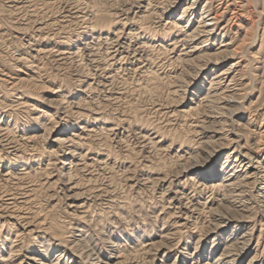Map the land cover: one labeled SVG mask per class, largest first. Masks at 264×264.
I'll use <instances>...</instances> for the list:
<instances>
[{"label": "rangeland", "instance_id": "obj_1", "mask_svg": "<svg viewBox=\"0 0 264 264\" xmlns=\"http://www.w3.org/2000/svg\"><path fill=\"white\" fill-rule=\"evenodd\" d=\"M240 1L245 4L241 8L243 12L240 9ZM156 2L157 0H154L152 4ZM120 3L116 0H0V124L8 127L6 135L16 145L23 146L20 147L22 150L19 156L28 158L37 154L35 156L37 161L28 160L29 164L26 167L28 174L18 179L0 180V203L6 198L5 194L25 191L29 187L32 190L28 192L27 203L17 205L14 211H21L33 220L37 219L43 223L53 222L58 226L61 225L59 229H64L67 220L72 222L70 226L75 221L82 225L86 224L85 230L90 234V238L97 241L100 238L97 229L104 226L110 231L111 238L117 241L116 248L118 251L121 250L126 259L123 264H163L155 258L154 252L155 247L162 244L160 236L166 233L163 232L164 230L172 228L176 229L177 233L173 239L170 238L168 241L165 239L163 244L168 246L178 243L180 246H186L188 252H191L196 244L198 250H201L204 241L196 242V239L202 237L203 231L212 223L211 217L205 216L208 214L207 210L201 211L200 208L195 209L194 213L183 215L184 218L186 217L183 225H175L178 224L176 220L180 217H175V209L169 207L165 193L160 190L158 182L155 179H150L148 182L139 180L142 172L149 173L152 177H155L156 173H163L169 178L176 171L175 168L178 170L181 166L179 165L181 160L177 158L178 154H181L191 141L194 143L197 140L198 127L196 128L194 123L202 120L205 111L196 106L192 113H182L178 112L176 107L180 102L187 104L191 97L190 88L184 86V75L187 72L180 73L178 83L175 82L172 76L181 72L179 63L169 64L170 54L167 56L159 51L158 57L162 64L155 67L156 77L147 76L146 72L132 71L127 62L119 60L113 68V78L105 81L104 70L100 67L95 68L94 62L87 59L83 49H79L80 53H76L75 56L69 53L68 56L61 54L66 49V52L71 51L69 44L72 40L79 42L89 36L84 33L89 21L105 22L109 17L107 10L113 6L114 9L120 7ZM202 3L199 1L196 6L197 11L202 7ZM211 8L223 14L222 25H225V35L214 36L207 50L214 54L213 58H220L227 53L224 49L228 47L231 56L228 61L235 63L231 73L232 86L235 89L233 96L243 106L230 109L244 116V119L240 120L242 124H234L233 131L240 132L244 136L242 144L245 142L251 145L255 141L264 143V0H229L227 3L225 0H215ZM73 9L80 10V13H74ZM179 12L178 10L175 15L177 16ZM88 17L92 19L89 20ZM38 25L41 29H37ZM89 40L96 41L94 44L96 48L97 40L90 38ZM227 41H230V44L219 46ZM28 46L38 51H31ZM101 53L99 49L97 59H103ZM80 75L87 76L89 88L83 90L86 84H80ZM151 76L153 79L149 78ZM174 84L181 86L174 91L176 86ZM215 107L212 105V110L214 112L218 110L216 113L222 114V110ZM72 110L85 112L87 119L92 118L91 111L94 110L108 121L114 122L117 131L122 132L123 142L120 144L115 143V139L108 134H97L99 140L86 138L89 149L94 150L100 146L105 148L103 152L109 154L110 167L101 169L100 172L92 171V176L86 171L84 175L80 171H72L70 175L63 176L57 169V164H48L51 167L46 165L50 155L48 152L56 149L51 143V132L67 120L73 121L74 117L70 115ZM36 116L39 121L34 119ZM39 122L43 124L40 125ZM139 126L154 127L153 129L158 131L157 139H162V147L159 151L151 147L146 149L140 147L134 137L135 128ZM27 136L31 137L27 138ZM259 154L264 156V147ZM9 157L10 155L7 156L0 145V174L7 165L20 166L21 163H15ZM127 176L131 177L132 181L135 179L133 185L127 184L130 183L127 181ZM69 179L76 181L80 188L84 187L81 190L87 191L90 194L89 198L94 194L101 198V200L95 198L94 203H90L91 208L89 207V214L92 219L95 218L102 223L100 226L93 227L85 219H70L73 216L68 214L66 207L68 200L64 190L65 182ZM249 196L227 197L226 214L231 215L240 202L247 199L251 201ZM220 197V193L216 191L212 193L205 191L198 199L203 202L207 198L209 205L217 208L218 203L224 201ZM160 198H165V201ZM255 208L249 211L250 227L252 222L255 223L258 219ZM255 226L258 230L259 225L255 224ZM6 228L3 226L0 233L5 234ZM11 234L8 235V240L13 238L14 234ZM23 236L20 239L21 247L17 248L14 259L16 261L22 259L21 264H31L29 258L37 252L38 247L30 237ZM261 236L264 238V228L261 230ZM256 238L257 232L254 234L251 247L256 243ZM9 242L11 240L5 244ZM149 242L150 245L147 244ZM26 246L31 247L25 248ZM259 247L264 257V239H261ZM2 252L3 250L0 254ZM172 252L167 258V264L175 258L176 254ZM181 259L182 256L178 255V260ZM185 264H190V260L186 259Z\"/></svg>", "mask_w": 264, "mask_h": 264}, {"label": "bare ground", "instance_id": "obj_2", "mask_svg": "<svg viewBox=\"0 0 264 264\" xmlns=\"http://www.w3.org/2000/svg\"><path fill=\"white\" fill-rule=\"evenodd\" d=\"M116 1H120L122 4L120 3V7L117 6L118 8L114 9L113 6L107 10L109 17L105 22H94L93 20L90 22L91 17H88L89 25H86L84 33L89 36L79 42L72 40L69 44L71 45L69 47L71 51L66 52V49L65 52H61L62 56H68V53L75 56L76 53H80L78 52L79 49H83L87 59L94 62L95 68L100 67L103 69L105 81H109L113 78V68L119 60H121L120 62L122 60L127 62L129 69L132 71L146 72L148 73L147 76H155L157 75L155 73L157 68L155 67L162 64L158 57L159 51L167 56L170 54L169 64L170 62L179 63L181 68V72L174 73L172 77L178 83L180 73L187 72L184 75V86L185 88H190V91L189 89L188 91L191 96L187 104L180 102L176 106L178 108L177 111L192 113L197 107L205 111L203 116L200 114L202 120L200 119L194 123L196 128L198 127L196 129L197 140L194 143L191 141V144L189 143L190 145L185 149L181 147L183 149L182 153L178 154L177 157L181 160L179 161L181 166H178V170L175 168L176 171L169 178L163 173H156V176L152 177L149 173L142 172L139 175V180L148 182L150 179H155L158 182L160 190L165 193L169 207L175 209V217H180V219L176 220L178 224L175 225H183V220L186 218L183 215L194 213L195 209L199 210L201 208V211L203 209L207 210L209 215L205 216L211 217V226L203 231L202 237L196 239V242L197 240L198 242L204 241L201 250H198V245L196 244L195 249L191 252H188L186 246H180L178 243L168 246L163 244L165 239L167 241L170 238L173 239L177 233L176 229L172 228L164 230L163 232L166 233H162L160 236L162 244L158 245L157 248L155 247V258L163 264H167V258L173 251L176 255L169 264H185L186 259L190 260V264H242L243 261H245L243 264H264L263 251L259 247L261 239H264L261 236V230L264 228V156L259 154L264 147V143L255 141L251 145H247L245 142L242 144L241 141L244 136L240 132L233 131L235 128L234 124L240 125L242 124L240 120L244 119L242 113L230 110L231 107H236L237 109L238 106H242V103L233 96L235 89L232 86L233 76L231 73L235 63L228 61V58L231 57L228 53V47L224 49V52L226 51L227 53L220 58H213L212 55L214 54L209 53L207 50L209 42L214 36L225 35V25H222L223 14L218 13L217 10H212L211 5L215 0H157L153 4L154 0H140L139 4V0ZM199 1L203 3L202 7L197 11L196 6ZM225 1L226 3L229 2V0ZM244 5V2L240 1V9ZM90 10L93 11L92 9ZM178 10L180 12L176 16L175 13ZM241 11L243 12V9ZM73 12L80 13V10L78 11L77 9ZM37 29H41L40 25L37 26ZM89 38L97 40L96 48H94L96 41L92 42ZM228 44H230V41L219 46ZM28 47L31 51H38L34 47ZM99 49L102 51L100 55H103V57L101 56L103 59H97ZM80 76V84H86L83 90L88 86L90 87L87 76ZM149 78L153 79V76ZM178 86L180 87L181 85L174 86L173 90L176 91ZM212 105L222 110V114H219L220 112L216 113L218 110L215 108L217 111L214 112L211 108ZM97 113L94 110L91 111L93 116L91 119H87L85 112L72 110L70 115L74 117L73 121L67 120L58 129L52 130L51 143L55 145L56 149L53 152H48L50 155L48 156L47 154L48 162L46 165L57 164V169L63 176L70 175L72 171H80L83 173L82 175L86 171L88 175H91L92 171L100 172L101 169L110 167V162H108L109 154L103 152L105 148L98 146L94 150L89 149L86 138L91 137L93 140H99V138L97 139V134H108L115 139V143L120 144L123 142V137L121 138L122 132L117 131V126L114 122L108 121ZM34 119L39 121L38 116L34 117ZM42 124L40 123V125ZM153 128L136 127L134 137L141 148L151 147L159 151L162 147V139H157L159 136L158 131ZM7 132L8 127L0 124V145L7 156L10 155V159L15 163L21 164H19L20 166L18 165L19 167L10 165L3 167L0 174L1 181L22 178L28 174V171H26V167L29 164L28 160L37 161L35 158L37 154L28 158L19 156L22 150L20 147L23 146L19 147L16 145L6 135ZM30 137L27 136V138ZM21 138L25 139L26 137ZM48 166L46 169H48ZM127 178V181L130 182L127 184L133 185L132 182L135 179L132 181L131 177L127 176ZM64 186L65 197L68 200L66 204L68 214L71 217L73 216L70 219H85L93 227L96 225L100 226L102 223L95 218L92 219L89 214V207L95 198L99 200L101 198L97 197L96 194L93 195L94 192L92 193L94 197L91 195L94 199L89 198L90 194L83 189L81 190L84 187L80 188L74 180H67ZM31 190L28 187L25 191L9 192L4 195L6 198L0 203V229L3 226L8 228L5 229V234L0 233V251L3 250L4 252L0 254V264H21L22 259L16 261L15 255L17 254V248L21 247L22 241L20 239L24 237L23 235L30 237L32 242L38 247L37 252L29 258L32 262L31 264L124 263L126 259H124L121 250H117V241L111 238L110 231H107L104 226L97 229L98 233H100V238L97 241L90 238V234L85 230L86 224L82 225L75 221L70 226L72 222L70 223L67 220L64 229H59L61 225L58 226L53 222L43 223L42 221H37V219L33 220L32 217L22 214L23 212L21 211H14L17 205L27 203L28 192ZM205 191L220 193V199H224V201L218 203L217 208L211 207V204L209 205L210 202L206 201L207 198L205 201L200 202L198 198H201ZM244 195H250L251 201H247V199L240 202L236 205V210L231 215L226 214V198ZM165 198L160 199L165 201ZM254 207L257 209L258 219L255 223L252 222L253 224L250 227L251 214L249 215V211L251 208L254 210ZM198 215L196 216L198 217ZM255 224L259 225L258 230H256ZM256 232V243L251 247ZM10 233L14 235L7 246L5 243L10 241L8 240ZM147 244L150 245L151 242ZM29 247L26 246L25 248ZM177 254L182 256L181 260H178Z\"/></svg>", "mask_w": 264, "mask_h": 264}]
</instances>
